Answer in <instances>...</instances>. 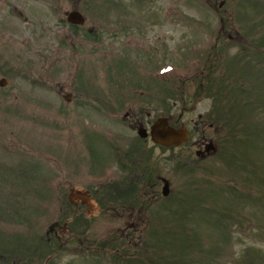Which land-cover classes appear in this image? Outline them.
I'll return each instance as SVG.
<instances>
[{"label":"rangeland","instance_id":"1","mask_svg":"<svg viewBox=\"0 0 264 264\" xmlns=\"http://www.w3.org/2000/svg\"><path fill=\"white\" fill-rule=\"evenodd\" d=\"M73 9L82 14L87 29L101 32L95 33L99 37L96 43H86L81 32L68 28L66 14ZM222 23L239 30L237 38L227 46L229 58L236 53L237 40H250L246 30L255 32V40L264 35V0H0V66L10 70L5 76L0 72V79L5 78L7 82L0 89V248L9 246L12 251H7V262L18 257L26 264H46L45 256L50 251L41 257L32 252L33 248L39 239L42 242L56 237L60 250L55 254L56 243L47 264H124L113 259V251L96 247L114 236L129 239L127 229L137 228L139 220L130 218L132 215L118 203L99 215L91 212L95 210L94 201L87 199L88 206H81L75 196L124 177L115 151L109 145L117 140L112 148L119 153L127 152L132 145L149 151L159 180H168L170 185L167 199H152L151 208L142 209L141 238L130 240L128 248L131 245L133 248L128 255H145L146 248L147 259H155L159 247L149 248L156 239L148 238L149 233H155L153 228L158 227L155 223L163 221L168 223L166 227L174 228L182 220L179 214L173 220L153 216L160 205L170 206L174 197L183 192L189 203L197 205L196 211L189 210L190 217L184 218L185 228L205 250L217 253L213 254L219 260L217 264H264V140L252 157L244 159L249 170L243 171L239 165L227 161L229 150L221 147L220 141L214 155L196 162L191 138L188 144L167 151L153 147L148 139L138 145L135 131L121 123L124 113L86 112L63 106L66 103L62 95L76 90L80 72L88 86L93 84L107 93L109 53L114 48V56L123 50L121 47L128 48L124 58L134 62L129 65L122 84L130 78L135 80L147 75L142 68L145 62L141 60L140 64L138 52H133L139 48L126 41L137 40L143 34L138 30L148 31L143 34L146 36L160 31L162 47L156 62L165 60L161 65L165 76L158 74L162 78L160 84L167 83L175 93L170 95L163 88L160 91L158 86V107L153 112L142 113V123L148 130L156 118L170 114L174 119L179 117L188 130L192 123L204 124L215 100L206 96L192 102L185 80L192 73L187 63L192 65L195 60H201L196 55L201 56L209 49L208 44L191 46L192 43L199 45L198 41L212 40L213 30ZM127 34L134 38L126 39ZM79 44L82 50L71 54L68 46ZM257 53L264 54V51ZM92 56L93 65L90 64ZM253 60L258 70L263 68L257 63V57ZM91 66L94 78L89 75ZM131 115L134 114H128ZM255 118L263 133L264 109L262 117L257 111ZM205 133L211 141L216 137L212 128ZM221 136H226L225 131ZM233 157L238 160L241 155L234 152ZM178 161L185 164V170H174ZM160 188L161 185L158 192ZM228 194L231 197L226 200ZM63 201L76 202L72 204L78 207L77 217L88 218L89 223L81 226L84 230L72 232L77 225L65 221L73 212L63 210L66 207ZM179 208L187 209V202L181 201ZM176 210L169 209L167 213ZM168 250L167 246L162 247L163 252ZM118 253L123 252L117 250L119 256Z\"/></svg>","mask_w":264,"mask_h":264},{"label":"trees","instance_id":"2","mask_svg":"<svg viewBox=\"0 0 264 264\" xmlns=\"http://www.w3.org/2000/svg\"><path fill=\"white\" fill-rule=\"evenodd\" d=\"M261 42H264V35L258 39ZM241 60H244L241 53ZM258 56H260L258 54ZM262 61L264 62V55H262ZM249 67V62L245 64V67L240 70V72L236 75L233 74V70L230 72V69L225 71V78L221 79V128L223 132L225 131L226 136L221 143V147L229 150V155L227 156V161L229 163H234L239 165V168L243 171H248L249 169L244 164V159L252 157L254 154V150L258 146L261 145V141L264 140V131L261 133L258 129V126L255 123V115L256 112L260 109H264V80H260L258 76L256 80H251L250 74L247 72V68ZM222 102H225L224 108H222ZM225 128V129H224ZM234 152L241 157L236 160L234 156ZM238 152V153H237ZM129 159V158H128ZM242 160V161H241ZM177 168H180L178 166ZM147 184L152 179L151 174H147ZM117 186L120 185H110L102 190H98L92 193V196L99 204L101 209H106L109 203L116 204L119 200L123 204V206L129 210H138L139 212L145 208L144 205L141 204L140 199L138 198V191H132L128 193L125 188L120 189ZM192 205L190 209L189 206ZM196 206H193L192 203H188L187 209L176 210L171 213L172 218L175 219L174 216L179 214V218H181L182 223H180L179 227H174L170 229L172 233H168V229L162 226L161 224L158 227H155L156 240L154 243L149 244V248L155 249L156 246L159 247V251L157 255H155V259L152 258L147 259L148 251L145 248V255H137L138 257H130L125 260V255H127L130 251L129 248L121 249L122 256L117 255V249L121 248L123 245L127 244L125 240L122 239L118 241V237L115 236L113 239L106 240L104 242H99L98 246L103 248H108L109 250L114 252V258H123L127 264H217L219 261L217 256H214L216 252L213 250H205L201 243L198 242V239L195 235H193L190 230L185 228V217L189 216L188 211H196ZM145 209H148L146 206ZM184 220V221H183ZM65 221L69 223H76L77 228L72 229V232L77 233L81 226L84 225V221L79 218H75L72 221L65 219ZM74 223V224H75ZM153 224H149L150 228H152ZM177 228V229H176ZM71 231V230H70ZM160 231L161 237H157L158 232ZM154 233H149L148 238H154ZM170 235L173 237L171 238ZM147 238V234H146ZM146 240H149V239ZM44 239V238H43ZM57 243V244H56ZM57 253L60 249L59 240L56 237H50L49 239H44V241L40 242V239L37 243H35L34 250L32 252H37V255H42L50 251L48 255H44L47 260L51 255V250L55 247ZM167 246L169 248L168 253L162 251V247ZM110 247V248H109ZM0 248V264H26L25 261H22L18 257H13L7 262L8 255L7 251L10 249ZM19 253V252H15ZM173 253V254H169ZM175 253V254H174ZM217 254V253H216ZM167 255L168 259H165ZM48 256V257H47ZM44 264V263H43Z\"/></svg>","mask_w":264,"mask_h":264},{"label":"flooded vegetation","instance_id":"3","mask_svg":"<svg viewBox=\"0 0 264 264\" xmlns=\"http://www.w3.org/2000/svg\"><path fill=\"white\" fill-rule=\"evenodd\" d=\"M10 12L12 13V15L15 14V11L13 9H11ZM8 27L11 26H5V28ZM68 28H70V30H72L75 33L81 32L85 42L89 44H94L98 41L99 37L95 33H101L99 30L96 31L93 28L87 29V26L85 25H79V26L71 25ZM84 28H86V30L80 31ZM233 28L234 27L232 26L226 27L220 25L217 26V29L213 30L216 34L214 35V40L210 42V46H209L210 50L206 58L207 62L204 64V67L200 71L199 75H196L195 78L192 77L191 89L193 94L204 92L207 78H212V77L219 78L221 76V44L223 45L225 43V42H221V36L224 37L226 33H230L228 30L232 29L233 31ZM109 32H115V31L110 30ZM129 32L130 31H127V33ZM137 32L144 34L147 33L148 31L138 30ZM159 33L160 31H156L154 35H150V36L141 34L140 36H137L136 38L137 40L128 41V43L130 42L134 43L139 48L138 49L139 52L141 51L143 55L147 58L148 64L151 60H154L155 66L157 65L156 61L158 60V55L161 50V35ZM234 33L235 31L227 35L228 39H231L232 37L236 36V34ZM125 36L126 39L134 38V36H129L128 34ZM150 37H152V40L149 39ZM61 42L63 48L65 49L66 48L65 42H63V40ZM229 42L230 40L227 41V43ZM251 45H256V42L255 41L251 42ZM82 48L83 47L81 44L77 46H68L69 52L74 55L75 53L81 51ZM90 60H91L90 64L93 65L94 58L91 57ZM121 65L123 66L124 72L112 74V78L115 80H119L120 77H123L127 73V72L125 73V71L126 70L128 71V64L122 63ZM218 73L219 75L216 76V74ZM16 75H18V73ZM137 86L139 87L135 90H140L142 92L137 93L134 90V93L128 96L129 100L127 97L124 96L119 97L118 93L112 90V93L107 94L108 103L106 104H99L97 101L98 95L93 94L92 91L90 90L76 89L71 93L68 92L63 94L62 97L67 103L66 106L70 105L73 107H78L80 109H85L87 111H94L97 109H108L115 112L126 113L124 119L127 123V127L131 129H136L142 126L143 116L140 114L145 112H152L157 108V94H158L156 82L151 83L150 80L146 78L139 79ZM100 101L104 102L101 99ZM73 102L77 104L73 105ZM130 113H133L134 115H131L129 117L128 114ZM136 114H139V116H137ZM169 119L173 124L177 123L176 120H173L172 118ZM205 129H206V124L204 123L201 125L200 121L194 124L192 123L190 128L191 138H192L191 145L194 148L195 156L199 160L206 159L209 156L214 155L216 152V144L208 139L205 133ZM135 184L137 185L138 190L141 191L145 197L146 181H145V172L143 168H138L130 171V185H135ZM149 196L151 198L155 197L154 192L151 191L149 193Z\"/></svg>","mask_w":264,"mask_h":264},{"label":"water","instance_id":"4","mask_svg":"<svg viewBox=\"0 0 264 264\" xmlns=\"http://www.w3.org/2000/svg\"><path fill=\"white\" fill-rule=\"evenodd\" d=\"M67 21L73 24H82L83 19L77 13H71L68 15ZM138 135L141 138H145L146 134L144 130H139ZM150 136L153 143L160 146H178L186 140V134L183 130L175 131L167 126L164 119H158L150 128ZM167 187L162 189L163 196L167 195Z\"/></svg>","mask_w":264,"mask_h":264}]
</instances>
